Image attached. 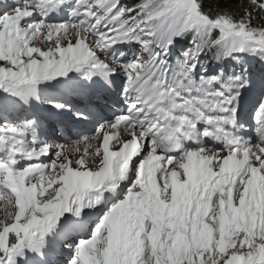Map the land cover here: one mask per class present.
I'll list each match as a JSON object with an SVG mask.
<instances>
[{
	"label": "snow or ice",
	"instance_id": "1",
	"mask_svg": "<svg viewBox=\"0 0 264 264\" xmlns=\"http://www.w3.org/2000/svg\"><path fill=\"white\" fill-rule=\"evenodd\" d=\"M0 264H264V0H0Z\"/></svg>",
	"mask_w": 264,
	"mask_h": 264
}]
</instances>
